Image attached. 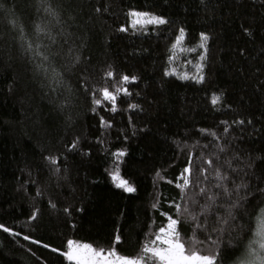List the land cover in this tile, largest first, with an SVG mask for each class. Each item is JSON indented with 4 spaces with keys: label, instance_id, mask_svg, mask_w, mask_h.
I'll use <instances>...</instances> for the list:
<instances>
[{
    "label": "trees",
    "instance_id": "1",
    "mask_svg": "<svg viewBox=\"0 0 264 264\" xmlns=\"http://www.w3.org/2000/svg\"><path fill=\"white\" fill-rule=\"evenodd\" d=\"M169 217L215 264L259 246L264 0H0V264H74L71 240L157 264Z\"/></svg>",
    "mask_w": 264,
    "mask_h": 264
},
{
    "label": "snow or ice",
    "instance_id": "2",
    "mask_svg": "<svg viewBox=\"0 0 264 264\" xmlns=\"http://www.w3.org/2000/svg\"><path fill=\"white\" fill-rule=\"evenodd\" d=\"M133 16L141 17L142 19H137L135 25L144 24H163L166 23L165 20L155 16H149L148 13H133ZM123 30V29H122ZM184 31L180 30V35L177 38V42L183 39ZM208 37L204 34H201L202 44L201 47L205 46V42ZM45 55L42 58V64L47 60V49L44 50ZM108 77H112L113 73L108 72ZM199 79H203V76H200ZM131 80H135V77H132ZM130 82V78L127 75L122 77L121 83L126 84ZM123 92L127 93L126 88H116L115 93L119 94ZM102 96L104 100L112 101L115 103V94L112 91H109L107 87L102 89ZM220 97L214 96L212 102L215 104L219 101ZM95 103L100 105L101 100H96ZM135 107V106H132ZM74 146V145H73ZM123 155V153H120ZM186 173H190V168H185ZM114 179L118 181V187L125 188L128 192L134 191V188L128 185L126 180L120 179L118 175L114 176ZM190 181L187 177L184 178L183 184L180 185L183 188H186L189 185ZM203 191V190H202ZM177 209H180V205H176ZM33 218H35L33 216ZM177 219H172L169 217V223L167 228H160L159 234L156 235L155 239L152 241V247H145L144 251L148 254L147 258H154L157 261V264H215L216 256L215 255H198L196 252H192L190 255H185L184 244L181 243L180 235L177 231ZM0 229H3L5 232H11L12 230L8 227H5L3 224H0ZM258 248L253 246L247 254V259L245 264H264V227H261L257 233ZM25 240H30L28 236L24 237ZM116 241L119 242V236L116 237ZM34 243L39 244L40 241H34ZM45 248L49 247L48 245H43ZM53 251H57L53 249ZM69 261H73L74 264H143L142 260L139 259H128L123 258L117 255L114 251H108L105 253L103 250L93 249L88 244H75L69 241L68 251L63 253ZM114 257V259H113Z\"/></svg>",
    "mask_w": 264,
    "mask_h": 264
},
{
    "label": "rangeland",
    "instance_id": "3",
    "mask_svg": "<svg viewBox=\"0 0 264 264\" xmlns=\"http://www.w3.org/2000/svg\"><path fill=\"white\" fill-rule=\"evenodd\" d=\"M133 13H148L149 16H155V17H159V18H161L160 16H156L154 13H151V12H145V11H139V10H131V11H130V18H131V21H132V22H135L137 19H142L141 17L133 16V15H132ZM71 242L73 243V245H75V244H88V245H90V246L94 249V247H93L89 242H76V241H74V240H71ZM68 249H69V242H68V247H67V249H66L65 251H63V252L68 251ZM190 254H191V253H185V255H190ZM198 255H200V254H198ZM201 256H203V255H201ZM113 259H114V257H113ZM128 259H130V258H128Z\"/></svg>",
    "mask_w": 264,
    "mask_h": 264
}]
</instances>
